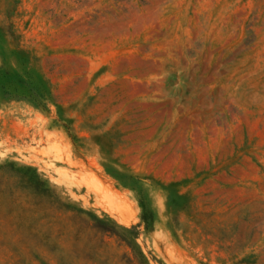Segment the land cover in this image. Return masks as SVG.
I'll use <instances>...</instances> for the list:
<instances>
[{
    "label": "rangeland",
    "instance_id": "1",
    "mask_svg": "<svg viewBox=\"0 0 264 264\" xmlns=\"http://www.w3.org/2000/svg\"><path fill=\"white\" fill-rule=\"evenodd\" d=\"M260 193L264 0H0V264H264Z\"/></svg>",
    "mask_w": 264,
    "mask_h": 264
},
{
    "label": "crops",
    "instance_id": "2",
    "mask_svg": "<svg viewBox=\"0 0 264 264\" xmlns=\"http://www.w3.org/2000/svg\"><path fill=\"white\" fill-rule=\"evenodd\" d=\"M259 196H260L261 199L264 200V194L260 193ZM250 209H251V205L249 203H244V204L238 206L237 210L233 211L232 213L226 214V212H223L222 214L219 215V217H225L226 219H228L230 221L236 222L237 221V217L241 213L244 214V213L250 211Z\"/></svg>",
    "mask_w": 264,
    "mask_h": 264
}]
</instances>
